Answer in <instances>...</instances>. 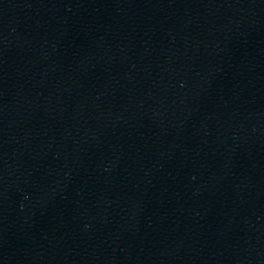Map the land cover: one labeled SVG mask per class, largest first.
<instances>
[{
  "label": "water",
  "instance_id": "95a60500",
  "mask_svg": "<svg viewBox=\"0 0 264 264\" xmlns=\"http://www.w3.org/2000/svg\"><path fill=\"white\" fill-rule=\"evenodd\" d=\"M0 264H264V0H0Z\"/></svg>",
  "mask_w": 264,
  "mask_h": 264
}]
</instances>
